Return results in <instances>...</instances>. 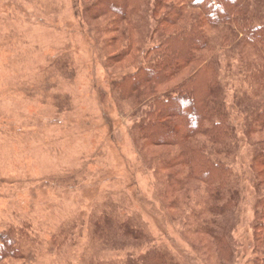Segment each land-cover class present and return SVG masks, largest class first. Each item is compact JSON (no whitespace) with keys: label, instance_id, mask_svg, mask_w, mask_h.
<instances>
[{"label":"rangeland","instance_id":"obj_1","mask_svg":"<svg viewBox=\"0 0 264 264\" xmlns=\"http://www.w3.org/2000/svg\"><path fill=\"white\" fill-rule=\"evenodd\" d=\"M87 1L0 0V241L13 237L21 251L1 264H142L143 258L162 252L176 264H217L215 247L201 232L218 217L210 213L205 185L186 178L185 167L171 164L179 148L138 139L153 102L133 108L141 90L125 99L113 86L163 60L146 59L152 45L138 24L152 29L167 10L153 16L154 21L137 20L132 31L124 25L123 36L111 28V19L86 15ZM205 30L208 39L216 37L215 28ZM125 46L132 47V56L108 64ZM223 51L220 82L235 131L234 140L212 152L231 168L227 193L236 194L238 185L247 198L233 234V263L252 264L260 198L256 189L264 195L259 163L264 128L247 136L244 127L253 125L254 118L246 121L239 108L231 107L242 92H249L246 72L258 70L259 63L239 56L240 49L235 55ZM182 73L190 76L189 69ZM257 85L263 87V81ZM263 97L264 90L257 103ZM108 209L124 214L129 227L153 243H139V237L126 241L119 231L96 228L95 221Z\"/></svg>","mask_w":264,"mask_h":264},{"label":"trees","instance_id":"obj_2","mask_svg":"<svg viewBox=\"0 0 264 264\" xmlns=\"http://www.w3.org/2000/svg\"><path fill=\"white\" fill-rule=\"evenodd\" d=\"M87 3L86 15L94 20L111 19V28L120 31L123 36L124 25L132 31L134 23L139 22L137 20L148 18L154 21L153 16L167 10L152 29L144 23L138 24L142 31H148L145 35L152 45L146 59L161 56L160 59L163 60L157 62L152 69L138 68L135 73L115 81L113 86L119 93L124 92L125 99L131 97L137 88L141 90L137 101L133 100L131 107L138 102L139 107L153 102L150 104V112L148 111L142 120L138 139L180 149L179 155L173 158L171 164L185 167L188 172L186 178L205 185V195L212 203L210 213L213 211L218 215L211 218L205 231L202 229V235L208 236L212 241L217 264H228L230 261L234 264L233 234L235 226L240 222L241 206L247 198L241 196L238 185L236 194L227 193L232 178L231 168L222 159L214 157L212 152L218 149L217 146L223 141L231 138L234 140L231 132L235 131L228 123L230 114L227 96L220 82V72L223 68L219 51L224 50V55H235L240 49L242 51L239 56L255 59L259 63L258 70L245 74L244 81L251 86H248L249 92H242L243 96L236 98L231 108H239L241 115L246 116V121L254 118L251 119L255 122L253 125L247 124L244 127L247 136L261 131L259 129L264 128V97L261 104L257 103L256 97L264 90V0H88ZM82 14L84 13H80V18L84 20ZM207 26L215 28L216 37L208 39L205 30ZM225 28L228 30L226 33ZM171 29L175 31L171 32ZM147 37H141L142 41ZM154 42L157 44H152ZM132 53V47L125 46L122 51L108 59V64H122ZM55 59L56 56L52 58V63ZM188 69L190 76L184 78L182 72ZM178 76L183 78L178 79ZM175 80L178 81L174 83ZM262 81L263 87L257 85ZM166 87L169 88L158 92ZM175 90L176 93H171ZM153 94L163 95L155 98ZM170 94L177 96L176 100H173ZM145 97L147 100H144ZM246 101L256 105L251 107ZM173 105L181 106V110H171ZM198 139L205 141L204 144L193 143ZM260 153L259 163L264 171V151ZM256 191L260 197L255 212L258 218V223L254 225L256 244L252 261L249 263L264 264V251L261 250L264 248V195H260L259 188ZM102 214L101 218L95 221L96 228L109 232L119 231L126 241L133 242V237H139V243H153L152 238L141 234L135 227H129L131 225L127 219L124 220V214L113 209H108ZM20 232L24 231L20 229ZM25 235L24 237H29L27 233ZM191 246L197 253L198 248L192 242ZM19 251L13 237L2 239L0 264L8 256H19ZM142 264L176 262L162 252L161 255L150 256V259L143 258Z\"/></svg>","mask_w":264,"mask_h":264}]
</instances>
